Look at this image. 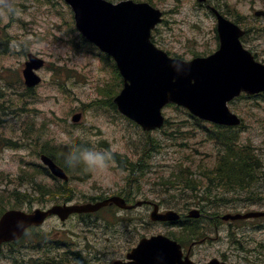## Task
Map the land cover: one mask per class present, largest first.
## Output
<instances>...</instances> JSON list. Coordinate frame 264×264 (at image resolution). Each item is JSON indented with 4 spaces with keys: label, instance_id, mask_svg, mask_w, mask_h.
<instances>
[{
    "label": "rangeland",
    "instance_id": "obj_1",
    "mask_svg": "<svg viewBox=\"0 0 264 264\" xmlns=\"http://www.w3.org/2000/svg\"><path fill=\"white\" fill-rule=\"evenodd\" d=\"M50 1L51 3L47 0L43 2L13 0V3L18 4L13 13H10L11 8L0 9L1 26L9 23V29L7 28L6 31L27 39L28 51L41 55L46 61L43 84L33 94H29L22 89L20 83L23 51L18 49L14 54L13 50L10 55L0 56V137L4 140H12L16 146V148L4 145L0 147V211L8 203L5 198L10 196L9 191L14 193L17 191L21 195L24 190L30 189L28 183H20L28 181L30 177L26 169L22 168L25 163L37 162L35 149L39 150L47 140H53L57 145L68 143L70 137L63 129L65 126L70 127L72 112L83 114L81 122L71 126L73 141L82 137L94 144L97 142L98 145L100 139H103L102 141L113 152L125 155L133 161L141 157L138 171L134 179H131V198H148L160 203L164 210L175 208L186 212L189 208H198V205H191L190 195H195V192L187 188V181H182V185H167L166 182L173 176L179 178L182 175L185 178L182 173L186 171L197 172L213 166L218 151L213 140L208 138V132L192 127L196 125L182 109L173 105L167 106L164 109V116L170 124L149 136L154 138L155 147L152 148L146 143L148 137L137 126L122 119L115 112L110 114L109 112L112 111L110 107H93L94 100L106 99L107 92L113 90L115 83L113 73L93 54L74 52L69 44H64V39H72L77 34L71 32L67 35L71 19L64 3L61 0ZM135 1L153 2L154 7L164 12L163 19L166 23L158 26L153 41L169 55L188 60L194 56L208 54L215 49L214 21L205 9L196 6L194 0ZM227 1L231 4L235 16L243 17L254 26H264V16L257 17L254 14L256 10L264 11V0ZM55 65L66 66L75 71L71 79H67L66 74L60 75V81L65 83L63 89L50 85L54 76L49 70L57 67ZM261 99L240 98L235 100L230 108L243 119L244 129L238 134L240 140L254 146L264 161V101ZM182 124L184 125L181 130L186 132L183 136L179 135L180 138L170 140L163 134L164 129L169 133L177 125ZM208 128L212 129L210 125ZM96 151L102 152L98 148ZM125 175L98 161L93 167V173L90 174L92 178L89 181L74 184L77 190L76 198L101 193L113 195V192L123 186L122 179ZM125 186H129L128 180ZM243 201L233 198L230 201L211 203L205 208L206 221L212 224H210L212 229L219 230L221 226H228V222L221 220V216L227 213L264 210V201L250 207ZM175 203L178 205L175 206ZM50 204L53 203L34 202L31 208L46 207ZM25 205L28 203L22 206L27 210ZM185 206L189 207L185 209ZM149 211L147 207H141L129 213L123 211H118V214L116 211L102 213L101 216L109 221H113L114 214L118 219H143L131 223L129 233L124 232L127 229L124 225H120L117 229L121 232L113 233V236H105L101 222H97L99 229L86 232L84 229L94 226L95 223L81 222L77 216H74L64 223L59 222L57 218L49 219L38 236H43V232L47 231H50V236L66 233L68 242L73 244L74 249L89 245L94 249L96 264H111L122 257L142 235L176 232L171 227L151 224ZM217 216L218 220L214 221ZM223 234L215 232L206 234L205 243L192 250L193 260L198 264H204L216 257L225 260L228 264H264V256L261 257L258 253L264 248L257 245L258 237L264 239V233L251 232L250 244H246L242 242L246 232L242 233L239 230L236 234L239 245L225 238ZM0 254L2 259L0 264H17V261L22 264L28 262L33 254L40 258L47 256V253L42 251L37 254L29 250L17 255L9 254L6 249H2Z\"/></svg>",
    "mask_w": 264,
    "mask_h": 264
},
{
    "label": "water",
    "instance_id": "obj_2",
    "mask_svg": "<svg viewBox=\"0 0 264 264\" xmlns=\"http://www.w3.org/2000/svg\"><path fill=\"white\" fill-rule=\"evenodd\" d=\"M73 11L76 28L90 42L113 57L123 88L114 98L119 111L139 124L144 130L161 126V108L175 103L187 108L201 119L223 125H238V117L232 114L226 103L241 91L247 94L264 92V67L255 63L250 54L240 48L236 27L218 17L217 31L219 50L207 58H194L189 62L171 59L151 42V30L161 21V12L147 3L131 0L112 4L105 0H64ZM204 1V0H198ZM42 61L29 56L23 75L28 86L38 83L33 69ZM78 120V116L73 118ZM53 173L60 170L50 165ZM59 171V172H58ZM114 202L121 208L122 199L112 197L94 204L53 206L32 213L9 210L0 218V244L16 240L28 226H39L50 215L56 214L65 220L72 213L93 212ZM191 212L189 216H197ZM264 216V213H249L232 216L247 218ZM152 220L174 221L178 215L173 211L158 213L155 205ZM162 241L153 246L150 253L142 254V246L148 242ZM180 246L162 235L143 239L128 255L132 262L125 264H194L187 256L181 259ZM123 264V263H115ZM208 264H224L212 260Z\"/></svg>",
    "mask_w": 264,
    "mask_h": 264
},
{
    "label": "trees",
    "instance_id": "obj_3",
    "mask_svg": "<svg viewBox=\"0 0 264 264\" xmlns=\"http://www.w3.org/2000/svg\"><path fill=\"white\" fill-rule=\"evenodd\" d=\"M223 132H226V130ZM170 133H172L171 135L181 133L180 126L177 125ZM213 136L216 143L222 146V152H219L220 155L216 166L206 171L205 176L208 184H206L205 189H209L211 185V188H216L223 192H231L236 196L245 195L246 198H254L255 193L264 195V186L258 185L256 180H252L256 179V168L260 166L258 157L253 153L252 147L238 145L234 136L229 137L220 132ZM246 175L248 177H245ZM172 179H175V181ZM178 183L180 182H178L176 176L169 178L166 182L167 185ZM58 192L60 193L61 190ZM42 193L53 195L51 190L47 189H44ZM175 239H178V236Z\"/></svg>",
    "mask_w": 264,
    "mask_h": 264
},
{
    "label": "flooded vegetation",
    "instance_id": "obj_4",
    "mask_svg": "<svg viewBox=\"0 0 264 264\" xmlns=\"http://www.w3.org/2000/svg\"><path fill=\"white\" fill-rule=\"evenodd\" d=\"M227 10H228L229 13L231 12V8L227 7ZM235 18L237 20H239V23L243 24V25L240 24L241 27L246 29V31H247L245 36H243L241 38V42H242L243 46L253 53V55L255 56V59L257 61H259V62L264 64V34H262L263 35L262 37L252 38L251 34L248 31L256 32L257 25L254 26L252 23L248 22L246 19H244L243 17L238 16V15L235 16ZM58 166L63 168L67 173H73V172L77 173V172H79V169H80L79 165H69L67 167H63L61 164L60 165L58 164ZM48 177H49L48 180L52 179V182L55 181V178L50 176V174L48 175ZM70 177H71L72 180L74 179L73 176H70ZM76 179L78 180V178H76ZM68 196H69V194L65 195V197H68ZM92 197H98V195H94ZM76 201H78L77 198L73 196V197H70V198H61V199L56 198V199H53L52 202L73 203V202H76ZM21 246L23 247V245H21ZM2 248H3V246H2ZM22 264H39V263H34V262L33 263H29V262H27V263H22ZM53 264H56V263H53ZM59 264H62V263H59Z\"/></svg>",
    "mask_w": 264,
    "mask_h": 264
},
{
    "label": "snow or ice",
    "instance_id": "obj_5",
    "mask_svg": "<svg viewBox=\"0 0 264 264\" xmlns=\"http://www.w3.org/2000/svg\"><path fill=\"white\" fill-rule=\"evenodd\" d=\"M162 243H163L162 241H152V242H150V243L146 242V243L142 246L140 252H141L142 254H148V253H150V251H151V249L153 248V246H160V245H162Z\"/></svg>",
    "mask_w": 264,
    "mask_h": 264
}]
</instances>
